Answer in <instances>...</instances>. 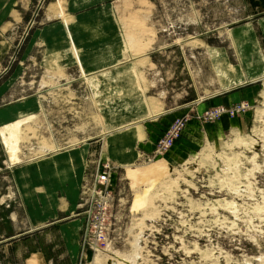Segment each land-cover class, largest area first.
I'll use <instances>...</instances> for the list:
<instances>
[{
    "label": "rangeland",
    "instance_id": "1",
    "mask_svg": "<svg viewBox=\"0 0 264 264\" xmlns=\"http://www.w3.org/2000/svg\"><path fill=\"white\" fill-rule=\"evenodd\" d=\"M65 1L32 0L24 22L13 29L6 45L10 48L0 49V61L12 64L0 74V85L5 83L0 88V110L18 105L12 123L0 127V161L11 170L18 166L46 170L52 165V157L47 158L51 154L61 172H73V164L81 167L85 146L74 149L71 161L67 155L73 148L121 134L134 125L137 110L151 106L146 98L135 97V85L146 82L141 66H146L150 53L156 64L150 74L153 82L140 86V94L165 101L167 109L189 107L188 113L170 117L176 118L172 124L186 117L187 124L168 150L157 151L166 130L153 153L136 163L118 168L109 159H100L89 165L74 217L83 219L76 264H264V51L249 27L231 31L264 9V0H93L79 5L100 8L79 16L78 21L85 17L77 31L87 34L90 42L94 38L133 44L139 58L135 63L121 66L125 62L115 60L114 54L95 53L97 65L83 66L84 51H79L75 30L67 27L65 45L73 49L77 66L55 65L53 52L41 64L39 52L33 55L38 59L19 67V43L24 46L42 26L50 3L64 15ZM19 9L25 12L24 6ZM68 23L65 17L64 24ZM38 34L44 40L53 37L52 32ZM240 62L246 68L235 65ZM244 83L239 89L251 91L244 98L198 109L207 97L237 92L234 88ZM241 104L244 109L231 115ZM216 108L223 110L219 117L202 119ZM184 132L194 140L188 144L192 148L181 145L187 143ZM156 133L151 141L157 139ZM106 165L112 195L107 234L93 228L83 249L85 181L93 183L98 171L100 178H107ZM0 171L1 186L4 170ZM67 228L73 230L72 225ZM51 236L55 237H45L43 249L49 258L56 256L54 263L65 246L59 237L50 242Z\"/></svg>",
    "mask_w": 264,
    "mask_h": 264
},
{
    "label": "crops",
    "instance_id": "2",
    "mask_svg": "<svg viewBox=\"0 0 264 264\" xmlns=\"http://www.w3.org/2000/svg\"><path fill=\"white\" fill-rule=\"evenodd\" d=\"M92 1L66 0L65 5H67L68 11L64 12V15L57 12L54 6L55 3H50L47 10L43 13L42 26L40 25L35 29L24 46L23 43H19V47H21L19 50H22L18 59L19 67L27 65L29 60L35 61L38 59L33 58V55L39 52H42L43 55L40 59L41 64L46 62L49 53L53 52L57 60H53L55 65H62L63 67L77 66L78 62L74 56L73 49L69 47V43L65 45L66 40L64 36L67 33V27L70 30H75V41L79 46V51H84V54H82L85 58L82 61L83 66L97 65L94 63L95 53L102 57L106 56V54H114L113 58L115 60L125 62L121 66L135 63V60L139 58H135L133 44L123 40L110 44L101 39H97V42L94 38L90 42L87 39V34L83 35V32L77 31L79 29L77 26L79 23L81 25V21L85 17L82 16L81 20L78 21L79 16L98 11L100 8L97 4L86 8H79L80 4ZM30 4H32V0H0V49L6 50L10 48V46L6 47L9 43L8 40L12 39L13 29L24 22V16L28 13ZM77 5L78 9H73ZM17 6H24L25 12H21L20 9L17 10ZM71 9L76 11L72 12ZM77 12L81 13L75 15ZM65 17L69 19L67 26L64 24ZM263 21L264 9L248 15L245 21H243L242 26L235 27L231 31H236L240 27H249L259 50L263 53ZM40 31L44 33L52 32L53 37L44 40L38 34ZM237 50L241 55L239 47H237ZM119 53L121 54L119 55ZM59 54L61 58H59ZM62 55H66L67 58L64 60ZM151 56L150 53L146 66H141L143 68L141 71L145 70L144 74H147L145 76L146 82H141L142 84H140V81L136 82L139 86L135 85V92H137L135 93V97L138 99L146 98L149 104L152 103L153 106L151 104L150 107L143 106L141 110H137L135 112V119H132L134 125L131 128L125 129L121 134L107 137L100 136L94 140L83 141L79 146L73 148L67 155L71 161L72 159L74 160L71 157L74 149L77 150L85 146L81 167L75 168L73 164V172H61L60 169L62 167L55 166L53 162L56 155L51 156V154L47 158L52 157V165H50V168H46V170H29V168L26 169L24 166H18L11 170V166L5 160L0 161L3 164L0 170H4L2 177L3 184L0 186V264H76L79 258L83 219H76L74 217L79 210L81 190L84 178L87 176V171L89 170V165L95 164L100 159H109L118 168H123L134 162L136 163L143 155L153 153L158 138L163 136L164 132L176 119L170 118L172 115H184L188 113V105L180 106L181 110L167 109L165 101L160 99L156 101L158 99L156 97H147V95L140 94V86L148 87L153 82L150 74L151 70L156 67V64ZM10 62L4 66L0 61V74L3 71L6 73L10 69L12 65ZM242 62L235 65H241L244 68L245 65ZM98 65H102V63ZM246 83L235 87L234 90L243 89ZM250 83L252 84L253 81L248 82V84ZM4 84L2 83L0 88H3ZM229 91L231 89L227 90V92ZM245 91L239 89V91L233 93L226 94L225 91L220 94L216 93L211 97H207L205 103L199 105L198 109L204 110L218 105H229L232 101L238 98L242 99L246 94L251 92L246 93ZM16 105L10 106L7 109L4 108L5 110H0L1 128L12 123L10 120L13 115H18V108H15ZM156 130L159 131V134L156 133L157 139L151 141V138L155 136ZM183 138L180 141L182 142L183 139L187 143H181V145L192 148L188 144H191L194 140L188 137L185 132ZM175 151H180V147ZM76 153L78 154V151ZM70 225H72L73 230L67 228ZM50 234L55 235L54 238L51 236L50 242H56L55 238L59 237L58 240L60 241L61 238V242L65 246V250H63L61 255L57 256L58 260L54 263L51 260L56 256L49 258L50 256H47L43 249L44 239L50 236Z\"/></svg>",
    "mask_w": 264,
    "mask_h": 264
},
{
    "label": "built area",
    "instance_id": "3",
    "mask_svg": "<svg viewBox=\"0 0 264 264\" xmlns=\"http://www.w3.org/2000/svg\"><path fill=\"white\" fill-rule=\"evenodd\" d=\"M240 109L241 111L244 109V105H238L236 106V109H233V111H230L231 115H234L237 109ZM223 112L222 109L216 108L214 111H208L202 119L205 121H209L214 118V116L219 117L220 114ZM187 124V118L181 117L178 118L165 132L164 136L161 138V140L158 142V152H164L168 150L175 141L182 135L184 128ZM105 168H107L108 176L105 178H100V174L102 172H99L95 174V180L93 183H89V180L87 179L85 181L84 186V192L82 199L85 200L86 204V226L84 231V240H83V249L85 248V244L87 241V235L90 231H92L93 228H97L98 234L105 236V228L107 224V218H108V212L109 208L111 207V201H112V195L109 191L110 186V166L106 165ZM107 173V172H105ZM94 175L92 174L91 177ZM104 184H106L104 186ZM101 214V216L99 215ZM95 250V249H94Z\"/></svg>",
    "mask_w": 264,
    "mask_h": 264
},
{
    "label": "bare ground",
    "instance_id": "4",
    "mask_svg": "<svg viewBox=\"0 0 264 264\" xmlns=\"http://www.w3.org/2000/svg\"><path fill=\"white\" fill-rule=\"evenodd\" d=\"M234 109H236V108H234ZM232 111H233V110H232ZM237 111H240V109L238 108ZM237 111H236V112H237ZM233 204H234V203H233Z\"/></svg>",
    "mask_w": 264,
    "mask_h": 264
}]
</instances>
